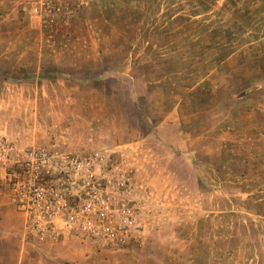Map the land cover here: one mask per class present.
I'll list each match as a JSON object with an SVG mask.
<instances>
[{"label": "rangeland", "instance_id": "obj_1", "mask_svg": "<svg viewBox=\"0 0 264 264\" xmlns=\"http://www.w3.org/2000/svg\"><path fill=\"white\" fill-rule=\"evenodd\" d=\"M40 1L0 0V138L107 151L139 224L114 248L36 241L23 225L30 257L80 264L52 259L75 241L93 249L82 264H264V0H68L54 25ZM0 185L10 198L2 167ZM16 251L0 244V264H20Z\"/></svg>", "mask_w": 264, "mask_h": 264}, {"label": "built area", "instance_id": "obj_2", "mask_svg": "<svg viewBox=\"0 0 264 264\" xmlns=\"http://www.w3.org/2000/svg\"><path fill=\"white\" fill-rule=\"evenodd\" d=\"M69 4L41 0L33 12L54 25V17L67 14ZM110 156L98 150H20L0 138V167L7 170L10 200L24 217L26 235L40 242L75 237L113 248L128 244L139 224V209L130 197L129 178L111 167L106 173Z\"/></svg>", "mask_w": 264, "mask_h": 264}, {"label": "crops", "instance_id": "obj_3", "mask_svg": "<svg viewBox=\"0 0 264 264\" xmlns=\"http://www.w3.org/2000/svg\"><path fill=\"white\" fill-rule=\"evenodd\" d=\"M223 1L224 0H221V2H223ZM216 3H219V1H216ZM222 5H223V7H225L224 4H222ZM245 7H247V5ZM252 8H254V4H253ZM226 9H228V8L225 7V10ZM245 10H247V8H245ZM254 11L255 10L252 9L251 12H249V14L253 13ZM213 12H210V14H212V17H211L212 20H213V16H215V14H213ZM228 12H229L228 17L230 18V11H228ZM249 14H246L245 16L243 15V17L241 15V20L243 21L242 22L243 24H244V21L246 19H248ZM199 17H201V16L198 15L197 18H199ZM228 20H229L230 26L232 27L231 29H229V34L232 36H235L236 34H238V32L235 29V25H236L235 21L230 22L231 19H228ZM241 20H239V23H241ZM247 30L246 31L243 30V31L239 32V34L241 35L242 38L250 37L251 35H253V33H254L253 29L250 30L249 28H247ZM255 40H256L255 42L261 41L257 38H255ZM249 42L250 41H247L246 42L247 44L245 46L243 45L244 46L243 48L249 47L250 45L255 43V42H250V43ZM26 84L31 86L30 87V90H31L32 84L30 83V81H26L24 84H22V86L26 85ZM16 86H17V84H16ZM20 86H21V84H20ZM36 86H37V84H36ZM19 89L20 88H18L17 90H19ZM33 90L36 91V88L34 87V85H33ZM22 95L25 96V100H27V101L30 100L34 103H35V101H37V95L35 96L33 94L34 96H32V93H31V95H29V94H22ZM22 95L16 93L15 90H12L11 91V96L13 98L12 102L18 100L19 96H22ZM0 99H1V96H0ZM22 102H23L22 99H20L18 102V105H19L21 110H22V108H21L20 104H22ZM14 105H16V104H14ZM30 105H31V109H32V114L35 115V113H33V112H35L34 108L32 107L33 105L32 104H30ZM0 116H3L2 118H5L1 111H0ZM13 117L14 118H20V121H21L22 117H24V116L20 112H18V115H11L10 116V118H13ZM35 126H36L35 124L29 125L31 130L33 128H35ZM22 127L23 126L18 128V125L16 124V128H18V129H16L17 131L20 128L22 129ZM25 130H27V128ZM9 199L10 198H8L7 192L0 185V244L4 247L5 250H8L12 247H14L15 250L17 249L16 254L19 257L20 264H23L22 261H24V262L29 261L30 259H31V261L34 262V264H35V262H36V264H43L44 262L42 261V258H44V257H40V256H43V253H44L43 251H39L38 256L34 257V259L30 257V255L32 253L31 249L29 248L30 245L27 242H25L26 240H25V237L23 234L24 217L20 212H18L15 209L14 206H12ZM76 244H77V242H75V241H68L65 243H61V245H59L58 248H59V251L62 252V254L58 253L59 255L57 257L52 256V259H54V260L65 259L66 261H75V262H78L80 264L84 263L85 261H87L92 256V250L93 249L90 246H87L86 244L85 245L79 244L78 246H79L80 251L78 250V252H77L75 249Z\"/></svg>", "mask_w": 264, "mask_h": 264}]
</instances>
